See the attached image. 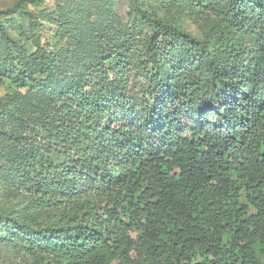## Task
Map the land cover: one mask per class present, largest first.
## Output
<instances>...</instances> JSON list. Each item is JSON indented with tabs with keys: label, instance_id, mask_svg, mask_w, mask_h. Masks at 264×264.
<instances>
[{
	"label": "trees",
	"instance_id": "obj_1",
	"mask_svg": "<svg viewBox=\"0 0 264 264\" xmlns=\"http://www.w3.org/2000/svg\"><path fill=\"white\" fill-rule=\"evenodd\" d=\"M189 1L211 22L203 39L133 0L142 37L117 29L108 48L0 63L27 89L0 100V167L30 212H54L1 222L45 264H264V0ZM73 15L59 19L67 34ZM65 59L75 67L57 80ZM128 71L140 100L123 90Z\"/></svg>",
	"mask_w": 264,
	"mask_h": 264
},
{
	"label": "rangeland",
	"instance_id": "obj_2",
	"mask_svg": "<svg viewBox=\"0 0 264 264\" xmlns=\"http://www.w3.org/2000/svg\"><path fill=\"white\" fill-rule=\"evenodd\" d=\"M17 1L0 0V10L11 7ZM138 2L153 18L168 19L200 39L205 38L204 35L211 24L209 20L194 13L189 0L172 2L138 0ZM24 9L27 13L8 16L0 14V23L7 26V32L14 41L6 47L0 32V63H6L12 56L14 63L20 67L30 63L32 58L42 51L62 54L69 49L75 53L86 52L104 38H107L108 43L105 44L108 48L111 46L108 39L116 36L117 29L124 33L132 32L136 37H142L148 31L146 25L148 23H139L142 14L134 11L133 0H43L36 7L26 4ZM69 9L73 10L74 20L76 17L78 24L67 34L62 29L59 19L61 14ZM95 16L97 17L94 19ZM213 16L208 15V19H212ZM119 43L120 41L117 44ZM60 59L63 60L62 56ZM75 61L76 59L71 62L70 59L60 61L61 76L57 77V80L71 72L70 69L75 67ZM68 63L71 66H68ZM5 74L2 75L0 72V100L9 104L12 96L23 95L27 89ZM140 81L139 77L128 71L122 82L123 90L128 91L135 100H140L138 95ZM1 110L2 108L0 112ZM16 127L7 124L5 129ZM5 145L6 142L0 137V151L7 150ZM30 197L31 193L17 181L12 171L0 169V264H45L36 252L16 241L17 235L1 222L5 214L11 213L22 218L26 212L27 218H31L36 225H45L53 221V211L30 212L27 207Z\"/></svg>",
	"mask_w": 264,
	"mask_h": 264
}]
</instances>
